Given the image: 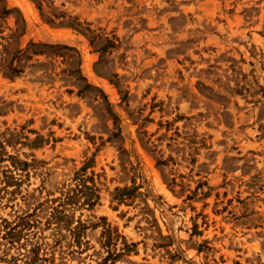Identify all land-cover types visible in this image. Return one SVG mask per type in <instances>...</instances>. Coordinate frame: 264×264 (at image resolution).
<instances>
[{
  "label": "rangeland",
  "instance_id": "obj_1",
  "mask_svg": "<svg viewBox=\"0 0 264 264\" xmlns=\"http://www.w3.org/2000/svg\"><path fill=\"white\" fill-rule=\"evenodd\" d=\"M82 166L78 243L44 200ZM24 212L30 264H264V0H0V234Z\"/></svg>",
  "mask_w": 264,
  "mask_h": 264
},
{
  "label": "trees",
  "instance_id": "obj_2",
  "mask_svg": "<svg viewBox=\"0 0 264 264\" xmlns=\"http://www.w3.org/2000/svg\"><path fill=\"white\" fill-rule=\"evenodd\" d=\"M3 12H8L9 8L4 5L2 7ZM12 162H10L11 166H7L4 172L5 184L8 186L10 184L17 183L19 184L18 177H16L15 173L17 171L27 173L29 171V167L31 164H36L35 160L33 162L22 161L18 158H15L13 155H9ZM85 166L80 167V169L74 171V175L72 180H74V184L69 188L65 189L61 192L60 196H55L52 198L45 199L44 202H50L51 210L47 218H45V223L47 225L51 223L62 225L65 229H67L72 237L80 243V234L85 230L86 224L83 222L81 218L73 219V213L69 214L65 211V207L71 206L76 203L87 204L88 206H92L95 202V199L98 198V195L95 194V198H93L95 186L93 184H88L86 181V176H84ZM127 193L116 191L114 197L118 196V198H123ZM80 199L81 202H80ZM33 212H24L18 213L13 220H6V218H2L3 221V232L0 234V238H6L8 242L12 245L17 244L22 239L25 241H31L33 243L29 248H25L22 252V255L26 257V262L30 264L31 262L43 261L48 258H52V254L50 257L42 256L47 253H40L43 244H47V241L38 240L39 236L37 235V230H34V227L38 225L40 220L33 218ZM106 226L104 229L108 230ZM52 228H54L52 226ZM105 231V230H104ZM103 231V232H104ZM105 233V232H104ZM36 237V240L32 241V238ZM108 238L106 241L109 242ZM57 242L60 241V238L55 240ZM105 241V242H106ZM22 245V243H20ZM117 256V254L115 255ZM16 257L12 258L13 264H16Z\"/></svg>",
  "mask_w": 264,
  "mask_h": 264
}]
</instances>
